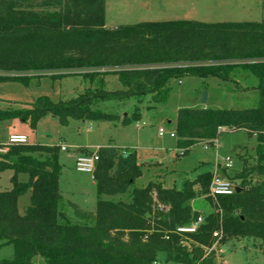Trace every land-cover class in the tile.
<instances>
[{
    "label": "trees",
    "instance_id": "16d2710c",
    "mask_svg": "<svg viewBox=\"0 0 264 264\" xmlns=\"http://www.w3.org/2000/svg\"><path fill=\"white\" fill-rule=\"evenodd\" d=\"M63 70H78L95 88L67 101L37 97L22 110L0 111V120L19 118L33 128L44 116L56 117L62 126L71 119L116 121L94 106L146 97L164 105L172 80L230 81L232 72L240 71L257 81L256 106L180 108L175 146L185 154L197 143L211 146L221 132L241 130L256 139L254 159L242 158L241 169L230 175L221 169L239 191L218 196L215 212L203 216L195 233L178 235L176 227L198 216L190 202L198 196L210 199L205 195L211 172L185 180L180 190L164 188L157 180L137 188L135 152L99 147L92 174L95 209L87 212L68 203L81 220L72 223L61 209L59 146L11 145L0 154V173L12 172L10 189L0 191V242L13 247V257L0 264H32L34 257L45 264H156L158 254L164 256L162 264H217L214 252L204 249L219 230L234 239L259 240L264 254V19L168 20L108 28L105 0H0V82L27 85L41 76L61 78L45 72ZM107 76L116 78L117 88L105 89ZM127 122L122 118L121 124ZM19 174L27 181L19 182ZM26 192L30 203L19 214L17 198ZM123 195L127 202L113 200Z\"/></svg>",
    "mask_w": 264,
    "mask_h": 264
},
{
    "label": "rangeland",
    "instance_id": "374dc122",
    "mask_svg": "<svg viewBox=\"0 0 264 264\" xmlns=\"http://www.w3.org/2000/svg\"><path fill=\"white\" fill-rule=\"evenodd\" d=\"M137 2L139 1L106 0L107 27L174 19L204 23L257 22L262 18L264 10L262 0H189L187 9L164 15L152 14L162 5V0H153L150 9L143 6L141 0ZM76 72L79 71L45 72L62 77L54 79L41 76L31 79L27 85L20 82H0V111L22 110L40 96H46L52 102L67 101L77 93L95 88L94 83L83 80ZM231 77L233 80L230 81L197 77L172 80L164 105H153L149 97H146L141 101L134 98L122 102L104 101L94 106L102 112L118 117L116 121L71 119L62 126L56 117L44 116L33 128L29 121L22 122L19 118L0 120V150L2 151L0 154L6 153L10 147L7 144L10 135L24 136L26 144L29 145L67 146V150L59 151L57 156V163L60 166L58 189L63 200L61 209L72 223H80L81 220L74 215L68 203L76 204L81 210L87 212H93L95 209L93 180L87 174L74 171L72 155L76 151L84 154L88 150L91 153L95 148L106 146H113L123 151H134L137 163L140 164V175L134 183V187L137 188L145 186L149 181L157 180L164 188L180 190L185 180H193L205 171L212 173L216 164L219 167L215 171L221 175L225 159L230 160L231 167L225 169L230 175L241 169L242 158L253 162L256 145L254 136H248L241 130L221 132L215 140V147L197 143L184 154L183 151L176 149V140L170 138L169 133L174 131L175 114L180 108L247 109L255 107L258 98L255 90L256 79L240 71L232 72ZM104 86L107 90L117 88L116 78L104 77ZM204 91H208L209 98L201 104L199 96ZM134 111L137 114L135 113V117H132ZM124 117L128 119V122L121 124ZM158 128L164 130L161 137L157 135ZM205 146L208 147L204 148ZM11 175L12 172L9 170L0 173V191L10 189ZM18 181L26 182L27 176L19 174ZM113 200L127 202L128 196H115ZM29 203V192L19 196L16 202L17 212L22 214ZM190 206L198 215L205 216L215 212L214 207L217 206V201L198 196L190 202ZM123 233L122 238H125L126 233ZM212 248H214L217 264H264L263 246L257 239H234L221 234L213 238ZM209 249L204 250L209 253ZM12 257L13 247L9 244L1 245L0 242V260H9ZM163 262V254H158L156 264ZM32 264L45 263L41 258L34 257Z\"/></svg>",
    "mask_w": 264,
    "mask_h": 264
},
{
    "label": "built area",
    "instance_id": "2783aa9c",
    "mask_svg": "<svg viewBox=\"0 0 264 264\" xmlns=\"http://www.w3.org/2000/svg\"><path fill=\"white\" fill-rule=\"evenodd\" d=\"M105 69H97V71H104ZM91 71V70H90ZM143 125V124H141ZM138 127V125H136ZM164 134V130L162 128H158L157 135L162 136ZM170 138H175V133L170 132L169 133ZM8 145H18V144H26V138L24 136L19 135H10L7 140ZM207 144V143H205ZM208 145V144H207ZM212 147L216 146V141L214 140L212 142ZM208 146H205L204 148H207ZM60 151H66V146H59ZM181 151V150H179ZM0 152H2L0 150ZM97 154L96 150L91 152V154H79L75 156L74 159V169L78 173L87 174L93 179V170L95 163L97 161ZM219 165L216 164L214 166V170L212 172V179L210 181V184L208 186V191L206 193V197L216 200L218 196H230L233 194V192L236 189V186L234 183L230 182L229 180L223 178L221 175L216 173L215 169L218 168ZM231 167L230 160L225 159L223 169H229ZM203 222V216L198 215L195 220H193L190 224L179 226L174 229V232L178 235H186V234H193L196 232L197 228L200 226V224ZM222 234V230L216 231L213 233V238L218 237ZM211 249V247H210ZM209 249V252L213 251L214 248L211 250Z\"/></svg>",
    "mask_w": 264,
    "mask_h": 264
},
{
    "label": "crops",
    "instance_id": "0c3cea01",
    "mask_svg": "<svg viewBox=\"0 0 264 264\" xmlns=\"http://www.w3.org/2000/svg\"><path fill=\"white\" fill-rule=\"evenodd\" d=\"M134 1L140 2V0H134ZM262 1L264 2V0H262ZM139 2H137V3H139ZM141 2L143 3V6L147 7L148 9H150V5H153V0H141ZM162 5H160L158 9L153 11L152 14L162 13V14L166 15V14H170L172 12L177 13V11H183V10L187 9V6L189 5V0H162ZM262 19H264V10L262 12V18L260 20H262ZM105 20H106V0H105ZM174 20H184V19H174ZM143 22H157V21H143ZM243 22H250V21H243ZM105 26L107 27L106 23H105ZM208 98H209V93L207 91V99ZM19 136H21V135H19ZM58 146H64V145H58ZM78 149H81V148H78ZM97 149L98 148H95L94 151ZM79 154H83V153H78V151L73 153V155H72L73 166H74L75 156H77ZM138 165H140V164L138 163ZM74 171H75V169H74ZM93 183H94V181H93Z\"/></svg>",
    "mask_w": 264,
    "mask_h": 264
},
{
    "label": "water",
    "instance_id": "95a60500",
    "mask_svg": "<svg viewBox=\"0 0 264 264\" xmlns=\"http://www.w3.org/2000/svg\"><path fill=\"white\" fill-rule=\"evenodd\" d=\"M206 99H207V92L204 91V92H202V93L200 94V96H199V102H200L201 104H203V103L206 101ZM235 191L237 192V191H239V189L236 188Z\"/></svg>",
    "mask_w": 264,
    "mask_h": 264
}]
</instances>
